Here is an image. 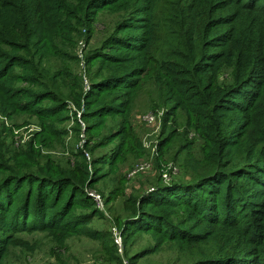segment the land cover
<instances>
[{
	"label": "rangeland",
	"instance_id": "1",
	"mask_svg": "<svg viewBox=\"0 0 264 264\" xmlns=\"http://www.w3.org/2000/svg\"><path fill=\"white\" fill-rule=\"evenodd\" d=\"M144 1L149 0H122L95 11L91 3L87 16L84 0H45L46 9L38 17L36 29H44L41 37L48 41L43 43L39 39L40 42L31 46L32 53L23 55L21 65L14 66L10 83L25 90L17 100H31L27 92L33 94L38 86L29 83L27 77L37 65L39 69H47L50 75L57 73V100L41 101L49 105L44 115L33 112L31 107L13 111L15 103L11 99L8 106L4 104L9 115L0 112V164L7 169L0 168V180L11 172L16 177L15 183L22 191L20 200L32 212L24 218V223L41 221L35 206L36 180L48 169H57L49 173L51 176L69 171L78 175V169L86 167L93 181L84 190L92 205L70 203L69 217L84 214L88 220L87 225H76L71 235L48 230L18 231L14 235L12 227L4 224L15 211L6 214L0 211V237L11 240L5 264H192L203 254L204 250L198 246L188 248L183 243L181 247L180 241L163 238L154 229L135 228L127 240L123 235L122 252L113 238V227L123 233L124 221L136 209L134 201L137 203L141 197L148 196L157 183L172 184L178 180L180 185H186L190 180L200 179L194 183L200 185L201 179L216 165L205 140L196 130L197 118L191 111L177 110L175 123L167 118L170 117L166 115L168 106L161 99L165 96L163 85L179 90L186 88L188 102L190 92L195 90L196 75L193 67L181 60L158 57L172 43L170 32L161 35L160 42L149 52L137 47V38L149 27L144 16L151 14V7L156 23L167 17L171 20L173 16L171 5L165 3L157 7L148 3L144 8L146 14L140 12L137 6ZM126 18L130 22L126 26H134L126 34L137 38L132 43L126 38L120 45H111L118 58L108 64L96 54ZM115 76L120 79L108 78ZM96 83L99 85L94 91ZM88 96L100 106L94 118H87ZM115 108L121 109L118 114L113 112ZM249 112L225 110L231 116L241 114L243 119ZM147 114L155 118L153 123L145 120ZM250 117L251 125L240 142L235 143L238 135L227 139L232 149L239 150V143L264 137V123L260 121L264 120V101L253 106ZM162 141H166L163 149ZM259 146H264L263 140ZM141 163L149 164L148 169L133 175L132 171ZM45 187L51 189L41 184L44 192ZM199 188L193 186L190 192L194 204L171 211L174 218H181L184 226L179 228L189 234L213 228L212 221L195 213L196 205L212 215L211 202L220 198L224 189L221 187L217 195L220 188L214 191L209 184ZM28 190L29 203V198L23 196ZM92 192L102 195L103 205L93 199ZM79 197L78 193L76 198ZM20 200L14 204L18 205ZM64 204L60 203L55 211H61ZM219 211L223 213V206ZM214 228L219 231L221 225L215 222Z\"/></svg>",
	"mask_w": 264,
	"mask_h": 264
},
{
	"label": "trees",
	"instance_id": "2",
	"mask_svg": "<svg viewBox=\"0 0 264 264\" xmlns=\"http://www.w3.org/2000/svg\"><path fill=\"white\" fill-rule=\"evenodd\" d=\"M84 1L88 16L91 3L95 11L122 0ZM169 1H144L137 6V10L145 13L144 8L148 3L155 7L159 3L169 4L173 15L171 20L167 17L156 23L151 7V14L147 16L145 13L144 16L147 17L144 19L148 20L149 27L138 39L126 34L128 30L134 29L133 25L126 26L130 23L126 18L107 37L105 46L98 50L96 56L108 64L115 63L118 55L110 47L113 44L120 45L126 38L131 43L137 38V47L149 52L160 42L161 35L170 32L172 43L158 57L181 60L193 67L196 76L193 82L195 90L190 92L191 99L188 102L185 101L188 99L186 88L179 90L177 87L166 88L163 85L162 93L165 96L161 99L168 106L166 115L170 117L167 118H172V123H175L177 110L191 111L197 118V122H194L196 130L205 140L216 165L206 178L201 179L203 181L200 185L194 184L200 179L190 180L186 185H180L178 180H173L172 184L157 183L148 196L141 197L137 203L134 201L136 209L124 221L122 235L127 240L135 228L154 229L163 238L180 241L181 247L183 243L188 248L198 246L204 252L192 264H264V146H259L264 137L256 140L253 138L245 144L239 143V150L232 149L227 141L228 138L238 135L235 143L240 142L251 125L253 106L261 100L264 101V0ZM44 2L45 0H0V112L8 115V107L5 106H8L10 99L15 103L13 111L31 107L38 115H44L49 107L42 104V100H57V73L50 75L43 67L39 69V66H33L27 77L29 83L38 86L33 94L27 92V97L32 98L29 101L17 100L25 90L10 83L14 66L20 64L23 55L32 53L31 46L39 39L43 43L48 41V38L41 37L44 29H36L37 19H40L46 9ZM38 35L40 38H37ZM108 78L120 79L119 76ZM98 85L95 84L94 91L98 89ZM90 97L86 101L87 118H94L100 106L96 100L92 103ZM120 110L115 108L113 112L118 114ZM225 110L250 112L243 119L241 114L231 116ZM260 121L264 123V120ZM165 145L166 141L160 143L162 149ZM0 168L7 169L3 164H0ZM56 170L48 169L44 176H39L36 180L38 192L35 206L41 215L39 224L23 222L32 212L20 200L22 191L18 183H15L14 174L11 172L4 180H0V211L4 214L15 211L4 224L12 227L14 235L18 231L34 230L61 231L71 235V230L76 225H87V215L69 217L70 203L87 207L92 205L84 190L85 185L93 181L87 168L78 169V175L73 174L75 171L61 172L58 176L49 174ZM41 184L51 186V189L45 187L44 192ZM205 184H209L214 191L220 188L217 195L221 187H224L222 196L211 202L214 212L212 215L196 205L195 213L212 221L213 228L211 226L204 231L189 234L179 228L184 226L181 218H174L171 211L182 205H191L193 200L190 192L193 186L201 188ZM193 191L196 193L197 189ZM28 193L29 190L27 194H23L26 199L29 198ZM78 193L80 197L76 198ZM17 199L20 200L18 205L14 204ZM30 200L31 198L28 203ZM60 203H65L64 207L56 212L55 209L57 210ZM220 206L224 208L223 213L219 211ZM18 212L24 215L20 216ZM215 222L221 225L219 231L214 228ZM7 227L4 229L7 230ZM10 243L8 237H0V264H5L4 257Z\"/></svg>",
	"mask_w": 264,
	"mask_h": 264
},
{
	"label": "built area",
	"instance_id": "3",
	"mask_svg": "<svg viewBox=\"0 0 264 264\" xmlns=\"http://www.w3.org/2000/svg\"><path fill=\"white\" fill-rule=\"evenodd\" d=\"M149 114L146 115L145 117V120L150 122V123H153L155 121V118ZM149 167V164L147 163H141V164H138L134 170L132 171V174H136V173H141V172H144L148 169ZM91 196L93 197V199H95L100 205H103V198H102V195L97 193V192H92L91 193ZM113 238H114V241H115V244L117 245V248L120 252L123 251V235H122V232L121 230L118 228V227H113Z\"/></svg>",
	"mask_w": 264,
	"mask_h": 264
}]
</instances>
